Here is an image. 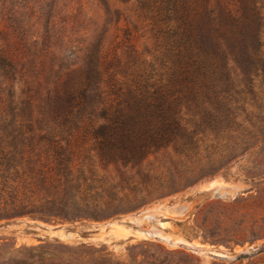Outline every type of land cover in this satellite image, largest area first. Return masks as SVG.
Here are the masks:
<instances>
[{
  "label": "rangeland",
  "instance_id": "1",
  "mask_svg": "<svg viewBox=\"0 0 264 264\" xmlns=\"http://www.w3.org/2000/svg\"><path fill=\"white\" fill-rule=\"evenodd\" d=\"M1 50L27 58L9 84L0 70V264H264L263 81L237 131L219 133L187 101L190 148L111 162L96 118L60 129L46 99L57 76L91 62L112 74L154 61L136 0H0Z\"/></svg>",
  "mask_w": 264,
  "mask_h": 264
},
{
  "label": "trees",
  "instance_id": "2",
  "mask_svg": "<svg viewBox=\"0 0 264 264\" xmlns=\"http://www.w3.org/2000/svg\"><path fill=\"white\" fill-rule=\"evenodd\" d=\"M136 3L140 17L152 26L154 61L125 72L116 69L112 74H108L110 68L92 66L91 62L86 69L57 76L46 103L60 129L77 120L83 124L82 116L90 115L97 119L91 134L100 158L128 163L144 161L171 145L187 150L194 144L184 123L187 101H202L219 133L237 131L240 102L245 95H254L249 85L254 78L264 83V12L260 2ZM16 52H0V70L7 73L3 84H9L24 68L27 57L20 58ZM3 91L9 93L10 109L13 95L7 88ZM206 125L213 128L211 122ZM20 127L21 131L27 126Z\"/></svg>",
  "mask_w": 264,
  "mask_h": 264
}]
</instances>
